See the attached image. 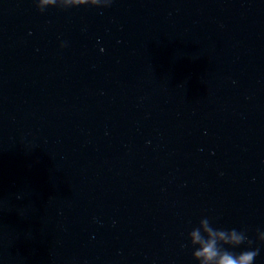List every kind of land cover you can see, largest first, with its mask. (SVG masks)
Wrapping results in <instances>:
<instances>
[{
  "label": "water",
  "instance_id": "95a60500",
  "mask_svg": "<svg viewBox=\"0 0 264 264\" xmlns=\"http://www.w3.org/2000/svg\"><path fill=\"white\" fill-rule=\"evenodd\" d=\"M204 216L264 231V0H0V264H196Z\"/></svg>",
  "mask_w": 264,
  "mask_h": 264
},
{
  "label": "clouds",
  "instance_id": "9594fccd",
  "mask_svg": "<svg viewBox=\"0 0 264 264\" xmlns=\"http://www.w3.org/2000/svg\"><path fill=\"white\" fill-rule=\"evenodd\" d=\"M37 11L49 7L67 10L81 6L97 9L110 7L113 0H32ZM182 248L191 247V256L196 264H255L260 249L253 247L255 241L264 242V231L256 230L255 241L247 235L246 229L215 227L211 217H201L186 233ZM246 247L234 252L232 249Z\"/></svg>",
  "mask_w": 264,
  "mask_h": 264
}]
</instances>
